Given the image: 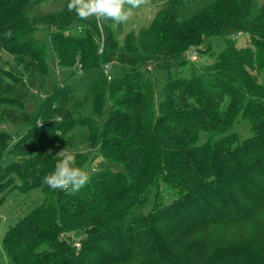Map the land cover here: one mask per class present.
Here are the masks:
<instances>
[{
    "label": "trees",
    "instance_id": "16d2710c",
    "mask_svg": "<svg viewBox=\"0 0 264 264\" xmlns=\"http://www.w3.org/2000/svg\"><path fill=\"white\" fill-rule=\"evenodd\" d=\"M47 1L0 0V205L14 190L43 195L6 232L13 264H264V3L254 15L253 0H218L183 20L184 0H168L120 42L68 1L45 12ZM43 27L73 81L29 113L49 74ZM192 48L211 61L186 60ZM114 63L123 78H108ZM155 68L167 72L158 96ZM239 117L251 125L245 140L232 132ZM201 131L220 138L198 144ZM77 140L89 150L73 151ZM60 147L90 173L75 194L42 183ZM95 149L125 171L87 168Z\"/></svg>",
    "mask_w": 264,
    "mask_h": 264
},
{
    "label": "rangeland",
    "instance_id": "374dc122",
    "mask_svg": "<svg viewBox=\"0 0 264 264\" xmlns=\"http://www.w3.org/2000/svg\"><path fill=\"white\" fill-rule=\"evenodd\" d=\"M68 0H48L44 5L45 12H58L62 10L65 3ZM160 0H149L148 5L142 6L141 8L134 11L132 18L129 20L128 23L123 25H115L111 21H102L105 24L110 25L113 30L115 37L118 41L122 42L125 36L130 32H140L142 29L148 28L151 26L154 18L156 17L160 6L155 8L154 5ZM218 0H184L185 6L180 12V18L183 20H188L197 15L201 14L202 12L206 11L211 7L214 3ZM254 1V11L253 14L255 15L261 5L264 3V0H253ZM155 6V7H154ZM35 35L41 39L46 46V50L48 53L47 63L49 68V74L46 78V86L43 90L37 93L34 98L30 99L28 102V112L32 113L35 110V105H40L41 102L45 97H47L57 85L59 81H63L65 78H68V74L66 71L58 68L55 56L52 50L49 31L47 28H39L36 30ZM247 37L239 38V42L241 46L245 45ZM211 48L216 54L223 52L226 49L225 42L219 37H213L209 42ZM190 49V51H192ZM199 51V49H197ZM189 51V53H191ZM200 52V51H199ZM2 61H8L12 64V56L2 52ZM185 59L190 61L188 56L185 55ZM198 66H204L211 59L206 55L198 54L197 58L192 60ZM80 68V67H79ZM78 68V69H79ZM109 73L115 77L123 78L124 71L122 66L119 63H114L111 65ZM151 84L154 86L156 95L160 94V91L165 87L167 83V72L160 69L155 68L154 73L152 74ZM73 78H68V82H72ZM261 82H264V75L261 76ZM14 127V126H13ZM5 128V127H4ZM11 128V127H10ZM9 128V129H10ZM251 125L249 121L244 120L242 117L238 118L237 123L233 127L232 132L236 133L241 140H245L252 135L250 131ZM11 132L19 131L18 127H14L10 129ZM220 136L212 135L207 131H201L198 136V144H207L213 143L215 140L219 139ZM89 143L83 140H77L72 147L73 151L77 152H85L89 150ZM59 149V148H58ZM65 148L60 147V151ZM70 150V149H69ZM94 159V160H93ZM109 165L111 169L115 171H125V169L117 164L111 163L107 164L102 159L100 152L98 149H95L92 153V156L88 162L87 168L91 166V169H99L100 167H104ZM43 195L40 190H30L25 192H20L19 190L12 191L4 202L0 205V264H13L10 260L8 255L6 254L3 248V241L8 229L14 226L20 218H23L27 214H29L33 209H35L42 201ZM77 246V245H76ZM79 247V246H77Z\"/></svg>",
    "mask_w": 264,
    "mask_h": 264
},
{
    "label": "clouds",
    "instance_id": "9594fccd",
    "mask_svg": "<svg viewBox=\"0 0 264 264\" xmlns=\"http://www.w3.org/2000/svg\"><path fill=\"white\" fill-rule=\"evenodd\" d=\"M148 3L149 0H68L67 9L75 12L82 21L95 18L123 25L129 22L135 10ZM12 35L10 29L4 33L6 39H11ZM76 156L68 147L61 150L56 156L59 159L54 170L44 177L42 183L54 192L67 194H75L83 189L91 177L86 168L78 165Z\"/></svg>",
    "mask_w": 264,
    "mask_h": 264
},
{
    "label": "built area",
    "instance_id": "2783aa9c",
    "mask_svg": "<svg viewBox=\"0 0 264 264\" xmlns=\"http://www.w3.org/2000/svg\"><path fill=\"white\" fill-rule=\"evenodd\" d=\"M191 53L187 52L186 53V56H188L189 60L192 61L194 59L197 58L198 54H199V51L197 49H193L192 51H190ZM111 68V64H107L105 65V70L108 74V78L111 79L110 75H109V70ZM149 70H151V67L148 68ZM79 246V245H77Z\"/></svg>",
    "mask_w": 264,
    "mask_h": 264
},
{
    "label": "crops",
    "instance_id": "0c3cea01",
    "mask_svg": "<svg viewBox=\"0 0 264 264\" xmlns=\"http://www.w3.org/2000/svg\"><path fill=\"white\" fill-rule=\"evenodd\" d=\"M167 2H168V0H160V1H158L157 3L154 4V5L156 6V7H155V6H154V7L157 8V7L160 6V7L162 8ZM161 8H160V9H161ZM160 9H159V10H160Z\"/></svg>",
    "mask_w": 264,
    "mask_h": 264
}]
</instances>
